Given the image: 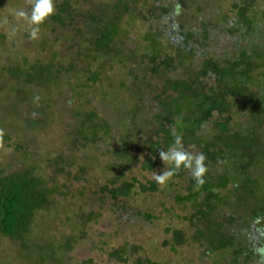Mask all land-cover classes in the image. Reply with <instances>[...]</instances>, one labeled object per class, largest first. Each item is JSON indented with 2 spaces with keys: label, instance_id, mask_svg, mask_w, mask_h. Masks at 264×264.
<instances>
[{
  "label": "trees",
  "instance_id": "1",
  "mask_svg": "<svg viewBox=\"0 0 264 264\" xmlns=\"http://www.w3.org/2000/svg\"><path fill=\"white\" fill-rule=\"evenodd\" d=\"M74 7L67 0L50 18L51 55L12 72L19 81L13 108H27L16 126L23 153L15 162L26 166L0 165V235L17 246L16 257L22 264H72L69 255L82 241L32 237L40 215L58 214L55 196L65 200L71 184L90 183L85 167L71 172L75 158L62 154L44 168L28 148L29 134L50 125L45 92L67 87L62 114L70 115L73 142L95 148L96 165L123 171L98 199L114 202L120 224L157 219L136 212L132 200L138 190L158 194L168 182L175 205L165 211L179 205L176 220L187 229H167L164 247L174 254L193 248L186 264H264V0H110L94 13ZM195 10L196 21L187 25ZM135 169L165 180L130 178ZM95 215H83L81 225ZM111 248L105 264H161L135 242Z\"/></svg>",
  "mask_w": 264,
  "mask_h": 264
},
{
  "label": "rangeland",
  "instance_id": "2",
  "mask_svg": "<svg viewBox=\"0 0 264 264\" xmlns=\"http://www.w3.org/2000/svg\"><path fill=\"white\" fill-rule=\"evenodd\" d=\"M65 1L67 0H0V138H2L0 139V165L7 163L17 165L15 158L23 153V150L19 152L16 146L22 143V133L17 131L16 126L27 108L24 104L18 105L19 110L13 108L15 94L12 93V89L19 85V81L12 76L13 69L30 65L41 57L40 55L43 56L42 59L51 55V51L56 46L54 43L56 36L49 25L50 18L58 12ZM109 3L110 0H73L76 10L84 12L91 10L92 13L96 7ZM222 8L227 12L230 4L227 6L224 4ZM196 13L195 10L187 14V25L196 21ZM58 46L62 47L60 55L69 61L67 45L61 42ZM73 84L75 85V82ZM69 92L67 87H62L56 92H45L43 97L46 103H49L48 110L52 112L50 125L46 130L44 129L45 131L41 128L29 134V141L33 143L28 148L37 153L41 164L45 162L44 168L49 166L47 164L49 160H54L62 154L68 158H75V165L71 172L77 175L81 172V168L85 167L89 172L90 183L89 185L85 182L71 184V195L65 200L55 196L56 201L61 204L57 212L58 216L53 212L40 215L32 237L51 243H59L68 236L82 239L69 255L72 264H82L85 260L91 259L95 260L96 264H105L108 260L107 252L112 250V246L118 247L129 241L142 246L143 255L147 259L161 264H186L185 260L196 254L193 248H183L178 254H174L169 248L163 246L166 240L171 239L166 233L167 229L172 227L187 229L186 225L176 220L178 214L183 215V209L179 205L176 211L172 210L171 214L165 211L171 210V205H175L170 197L173 195V189L168 182L161 184L160 193L142 194L138 190V195L132 200L135 211L156 216L157 219L153 221H147L145 218L136 219L134 224L128 227L126 223H119L114 202L108 199L103 205L98 201L100 196H103L102 188L109 184L108 180L122 176L123 171L109 172L108 163L102 161L96 165L94 158L99 156L97 150L84 149L73 142L74 135L69 133L70 115L62 114L64 105L68 104L71 97ZM18 98L17 100L23 101L26 96L20 95ZM94 102L101 117L108 118L106 111L100 105L101 101ZM15 114H20V117H16ZM5 135L10 137L12 142L5 141ZM25 166L23 164L16 167L22 169ZM157 174L143 173L135 169L130 178L138 177L145 183L147 180H156L159 177L165 180L164 175ZM66 181L65 178L59 179L60 184H65ZM92 212L96 214L94 221L85 228L81 225L83 224L81 218L83 215H91ZM133 215L137 217V214ZM84 232L87 234L85 239ZM105 242H110V249L105 247V252L101 253L97 248L103 246ZM16 252L17 246L10 239L0 235V264H22L16 257Z\"/></svg>",
  "mask_w": 264,
  "mask_h": 264
}]
</instances>
